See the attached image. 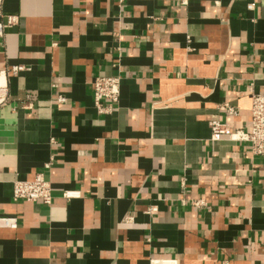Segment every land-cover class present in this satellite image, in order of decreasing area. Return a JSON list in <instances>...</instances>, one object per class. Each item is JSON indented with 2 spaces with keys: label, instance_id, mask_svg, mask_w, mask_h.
I'll return each instance as SVG.
<instances>
[{
  "label": "crops",
  "instance_id": "crops-1",
  "mask_svg": "<svg viewBox=\"0 0 264 264\" xmlns=\"http://www.w3.org/2000/svg\"><path fill=\"white\" fill-rule=\"evenodd\" d=\"M3 10L18 19L0 39V216L18 227L0 228V264H264V156L210 129L249 128V89L264 92V0ZM96 76L119 77L107 113ZM38 173L51 203L14 200L13 182Z\"/></svg>",
  "mask_w": 264,
  "mask_h": 264
},
{
  "label": "built area",
  "instance_id": "built-area-1",
  "mask_svg": "<svg viewBox=\"0 0 264 264\" xmlns=\"http://www.w3.org/2000/svg\"><path fill=\"white\" fill-rule=\"evenodd\" d=\"M124 0H119L123 2ZM182 3L185 0H181ZM16 15L6 14L3 10V0H0V39L4 35L6 25H13L17 22ZM24 67L17 65L9 69L11 73H18ZM5 73V71H0ZM94 104L99 112L107 113L118 102L119 98V77L116 76H96L92 80ZM250 123L247 131H232L231 128L219 121L210 122L211 139L217 140L223 136L235 137L238 140L246 141L249 144V151L253 155L264 156V92H256L250 87ZM8 101L7 87L0 85V105ZM58 101H62L59 97ZM107 104L103 105V102ZM229 114L236 115L237 111L232 106L225 104L221 107ZM48 167V165H46ZM66 198L74 196V193L65 191ZM12 197L14 200L22 199L28 202L40 201L49 205L52 201V187L48 177L43 173H38L31 180H15L12 185ZM202 200H197L195 205L203 206ZM153 210V209H151ZM18 227V220L14 216H0V228L15 229ZM173 261L152 260L151 264H173Z\"/></svg>",
  "mask_w": 264,
  "mask_h": 264
}]
</instances>
